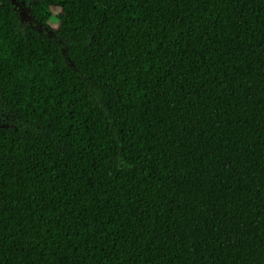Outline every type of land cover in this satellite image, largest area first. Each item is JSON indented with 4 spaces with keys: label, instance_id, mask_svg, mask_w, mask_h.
<instances>
[{
    "label": "trees",
    "instance_id": "trees-1",
    "mask_svg": "<svg viewBox=\"0 0 264 264\" xmlns=\"http://www.w3.org/2000/svg\"><path fill=\"white\" fill-rule=\"evenodd\" d=\"M0 18V264H264V0Z\"/></svg>",
    "mask_w": 264,
    "mask_h": 264
},
{
    "label": "rangeland",
    "instance_id": "rangeland-1",
    "mask_svg": "<svg viewBox=\"0 0 264 264\" xmlns=\"http://www.w3.org/2000/svg\"><path fill=\"white\" fill-rule=\"evenodd\" d=\"M2 19L0 18V23H1Z\"/></svg>",
    "mask_w": 264,
    "mask_h": 264
}]
</instances>
